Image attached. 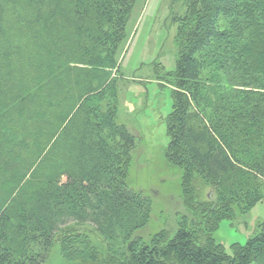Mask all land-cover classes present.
Here are the masks:
<instances>
[{"label": "trees", "instance_id": "1", "mask_svg": "<svg viewBox=\"0 0 264 264\" xmlns=\"http://www.w3.org/2000/svg\"><path fill=\"white\" fill-rule=\"evenodd\" d=\"M134 1L0 0V138L44 171L0 208V264H44L66 227L61 256L95 263L81 225L118 244L105 264H264V222L230 253L213 237L264 199V94L248 89L264 88V0H170L175 67L157 77L172 98L164 156L195 216L148 241L135 235L149 205L126 183L135 140L117 123L113 78ZM194 176L213 208L195 200Z\"/></svg>", "mask_w": 264, "mask_h": 264}, {"label": "rangeland", "instance_id": "2", "mask_svg": "<svg viewBox=\"0 0 264 264\" xmlns=\"http://www.w3.org/2000/svg\"><path fill=\"white\" fill-rule=\"evenodd\" d=\"M174 6L173 9L180 7L179 4ZM169 11L170 0H135L126 25L127 39L119 51L117 71L113 74L115 70H110L112 77L117 79V123L124 125L135 140L129 155L126 183L149 205L147 223L135 231L143 241H148L159 231L170 237L180 226L190 225L195 216L184 205L181 169L167 162L164 156L169 141L165 122L171 111L172 98L170 86L157 77L163 71H173L175 67L173 36L176 25L170 22L172 15H168ZM63 22L58 23L62 30ZM154 62L160 63L163 70ZM217 87L222 88L220 85ZM248 89L264 94V88ZM14 139L12 135L0 138V208L18 193V197L28 193V188L36 182L35 177L44 172H36L35 164L29 165L30 158L26 154L14 152ZM191 185L195 200L213 208V190L196 176L192 178ZM262 222L264 199L252 204L244 213L236 212L233 218L222 219L213 237L230 253L233 243L243 245L249 237L257 234ZM75 228L85 234L95 247L98 261H68L61 256V239L69 229L66 227L55 235L44 264H105L112 251L119 248L116 243L107 245L90 225Z\"/></svg>", "mask_w": 264, "mask_h": 264}]
</instances>
